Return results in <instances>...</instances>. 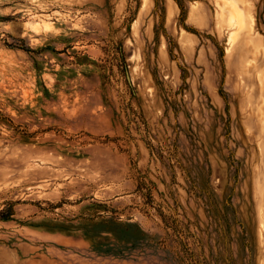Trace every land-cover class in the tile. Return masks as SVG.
<instances>
[{
  "label": "rangeland",
  "instance_id": "rangeland-1",
  "mask_svg": "<svg viewBox=\"0 0 264 264\" xmlns=\"http://www.w3.org/2000/svg\"><path fill=\"white\" fill-rule=\"evenodd\" d=\"M263 121L264 0H0V264H264Z\"/></svg>",
  "mask_w": 264,
  "mask_h": 264
},
{
  "label": "bare ground",
  "instance_id": "bare-ground-1",
  "mask_svg": "<svg viewBox=\"0 0 264 264\" xmlns=\"http://www.w3.org/2000/svg\"><path fill=\"white\" fill-rule=\"evenodd\" d=\"M227 2H229V1H227ZM233 3V2H232ZM232 3H231V5H232ZM223 6V5H222ZM227 8V7H226ZM234 8V7H233ZM222 9V8H221ZM228 9V8H227ZM237 10V9H236ZM235 10V11H236ZM232 11V10H231ZM230 11V13H232ZM225 14V13H224ZM233 14L235 15V16H237L238 18H240V19H242V17H243V13H242V10L241 9H238L236 12H233ZM220 15H221V12H220ZM233 15V16H234ZM222 16V15H221ZM246 17V16H245ZM223 18V17H222ZM229 18V17H228ZM230 20V19H229ZM228 20V21H229ZM236 21H238V23H239V21L240 20H236ZM241 22V21H240ZM243 22V21H242ZM241 22V23H242ZM238 23H237V25H238ZM227 25H228V23H227ZM233 25V24H232ZM241 25V24H240ZM243 25H244V22H243ZM239 26V25H238ZM242 26V25H241ZM47 27V26H46ZM229 27V26H228ZM231 27V26H230ZM48 28V27H47ZM264 122V121H263ZM259 211H261L260 213H261V217H262V221H261V235H262V237L264 236V209H262V210H259ZM261 238V237H260Z\"/></svg>",
  "mask_w": 264,
  "mask_h": 264
}]
</instances>
